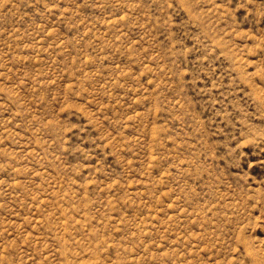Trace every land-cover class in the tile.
Here are the masks:
<instances>
[{
	"label": "rangeland",
	"instance_id": "rangeland-1",
	"mask_svg": "<svg viewBox=\"0 0 264 264\" xmlns=\"http://www.w3.org/2000/svg\"><path fill=\"white\" fill-rule=\"evenodd\" d=\"M0 264H264V0H0Z\"/></svg>",
	"mask_w": 264,
	"mask_h": 264
}]
</instances>
